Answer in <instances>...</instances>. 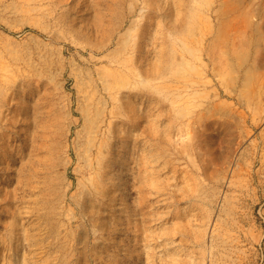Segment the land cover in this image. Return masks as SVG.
I'll return each mask as SVG.
<instances>
[{
	"label": "rangeland",
	"instance_id": "374dc122",
	"mask_svg": "<svg viewBox=\"0 0 264 264\" xmlns=\"http://www.w3.org/2000/svg\"><path fill=\"white\" fill-rule=\"evenodd\" d=\"M136 4L0 0V264H264V0Z\"/></svg>",
	"mask_w": 264,
	"mask_h": 264
},
{
	"label": "bare ground",
	"instance_id": "6f19581e",
	"mask_svg": "<svg viewBox=\"0 0 264 264\" xmlns=\"http://www.w3.org/2000/svg\"><path fill=\"white\" fill-rule=\"evenodd\" d=\"M160 1L161 0H140V4L139 5H135L133 7V9H131L128 13L129 17L131 16H135L137 15V10L138 7L140 6L141 8V14H140V18H137L135 20L132 21L131 25H137V26H142V25H147V26H151L154 25L155 23H159L160 20H158V17H160V15L162 16L164 13H160ZM128 15L126 16V18L123 20V22L126 21ZM139 15V14H138ZM146 31L144 30H140L138 33V37L139 39L142 37L143 38V42L139 43L136 42L134 46H132V49L130 51V55L126 58H124V60H117V59H111L110 60V64L116 67H122L126 70H128L130 73H132L134 76L137 77V80H139V82H143L146 79H148V75L147 72L149 71V57L147 56V52L148 49L146 48V43L144 42L146 39ZM151 37H153V35H151ZM106 71V70H105ZM104 71V72H105ZM117 77L115 74L113 73H109L107 75L104 76V78H102L104 85L108 88H111L112 85H114V83L117 80ZM107 105V104H106ZM1 114V112H0ZM73 121L70 123L69 128H71ZM25 125H29L30 123H27V120L24 122ZM8 132H12L9 129L5 128L4 130H1L0 128V154L1 156L5 157L6 155H10L11 154V149L9 148V146H2L5 143H7L10 138L13 139H20L22 140L23 143L25 142H29V139L25 136L22 135H11L8 136ZM14 132V131H13ZM16 134H19V132L15 131ZM22 136V138H21ZM98 140H96V137L93 138L92 140V146L91 148L93 149L94 147H97V158L95 160V164H97V168L98 170H100V168L102 167V162H103V142L100 141L98 146H97V142ZM123 167L120 169L119 171V176L120 179L125 182L126 179V175H127V171H126V167H127V159L123 160ZM93 164V163H92ZM84 239V238H83ZM30 245V244H29ZM53 243L51 241L49 242H44V247H48V248H52ZM55 258H57V256H55ZM28 259H25V264H27Z\"/></svg>",
	"mask_w": 264,
	"mask_h": 264
}]
</instances>
